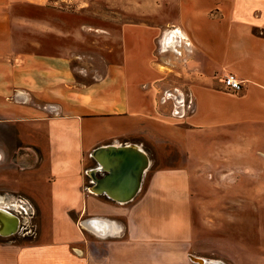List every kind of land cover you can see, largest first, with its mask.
<instances>
[{"label": "crops", "instance_id": "1", "mask_svg": "<svg viewBox=\"0 0 264 264\" xmlns=\"http://www.w3.org/2000/svg\"><path fill=\"white\" fill-rule=\"evenodd\" d=\"M142 3L172 7L178 18L80 23L94 35L110 34L104 72L86 78L71 70L68 22L39 15L49 0H0V189L4 200L20 194L37 212L29 240H0V264H121L122 254L151 255L167 235L190 233L189 185L216 156L223 184L236 173L234 184H254L262 190L254 199L264 203V0ZM170 31L178 44L171 69L191 78L194 109L175 134L188 165L153 170L148 194L127 203L93 194L86 174L96 165L93 148L144 149L154 140L153 88ZM227 73L241 80L239 92L224 89ZM94 221L100 231L85 226ZM164 253L171 263L183 261L182 252Z\"/></svg>", "mask_w": 264, "mask_h": 264}, {"label": "rangeland", "instance_id": "2", "mask_svg": "<svg viewBox=\"0 0 264 264\" xmlns=\"http://www.w3.org/2000/svg\"><path fill=\"white\" fill-rule=\"evenodd\" d=\"M142 1L120 0L116 3L112 0H49V8H41L39 15L44 19L48 16L54 18L55 22H68L71 29L67 52L71 57L72 73L85 74L86 78H90L104 72L108 63L105 54L110 34L99 31L98 35H94L91 31L79 29L80 23H102L108 27L111 22H175V17L178 18V12L172 7L144 5ZM168 36H173L175 41L169 44L166 41ZM175 37L173 31H170L164 39L168 48L164 52L165 66L160 69L164 73L162 80L156 82L153 88L155 109L150 114L157 125L151 126L150 135L154 140L144 143L150 165L144 173L141 188L136 195L138 197L148 194L149 184L144 183L153 170L184 168L188 165L187 154L179 140L176 142L175 134L178 133L179 139L182 122L190 113L189 109L178 105L181 102L186 105L191 78L178 75V69H171L178 63ZM159 128H164L165 132ZM212 160L214 162H204V165L209 164L210 167L202 169V173L193 177L194 184L189 185L191 194L187 202L191 208L188 215L190 233L167 235L160 245L151 243L154 252L146 257L140 252L131 257L120 254L121 258L124 257L121 264H137L135 262L138 260L140 264H196L195 258L204 259L205 264L211 260L220 264H264V248L260 246L261 241H264V203L254 199L262 190H255L254 184H246L247 189L243 184V188H240L239 184H234L237 181L236 173L231 174L232 184H223L222 159L216 156ZM233 166L237 167L238 164ZM6 193L0 189L3 200L7 197ZM19 195L5 198L10 204L5 200L6 205L0 204L12 208L21 216L18 231L10 236H0V240L27 241L37 230L35 207ZM168 251L182 252L183 261L169 262L168 255L164 253Z\"/></svg>", "mask_w": 264, "mask_h": 264}, {"label": "water", "instance_id": "3", "mask_svg": "<svg viewBox=\"0 0 264 264\" xmlns=\"http://www.w3.org/2000/svg\"><path fill=\"white\" fill-rule=\"evenodd\" d=\"M90 157L96 165L86 171L89 192L122 204L136 197L150 165L142 147L132 143L100 145L90 151ZM20 217L12 208L0 205V236L15 234ZM195 259L200 264L204 262L202 258Z\"/></svg>", "mask_w": 264, "mask_h": 264}, {"label": "built area", "instance_id": "4", "mask_svg": "<svg viewBox=\"0 0 264 264\" xmlns=\"http://www.w3.org/2000/svg\"><path fill=\"white\" fill-rule=\"evenodd\" d=\"M223 84H224V89L227 92L230 93H237L242 89V82L239 78H237V76L233 73H227L223 76L222 78ZM188 93H189V97L187 98V102L186 105L182 104L178 105V107H182V108H187L190 110V113L193 111L194 109V103H193V99H192V95L189 89H187Z\"/></svg>", "mask_w": 264, "mask_h": 264}, {"label": "bare ground", "instance_id": "5", "mask_svg": "<svg viewBox=\"0 0 264 264\" xmlns=\"http://www.w3.org/2000/svg\"><path fill=\"white\" fill-rule=\"evenodd\" d=\"M178 32V31H177ZM173 36H168L166 38V41H168V43L170 44L171 42H173L175 39H172ZM0 204H5V201L2 199V197H0ZM6 205V204H5ZM100 222L98 221H94V222H91L90 224L89 223H85V226L93 231H100L101 230V227H100ZM107 227V226H106ZM204 260V259H203ZM203 264H205V261L203 262ZM207 264H220L216 261H210V262H207Z\"/></svg>", "mask_w": 264, "mask_h": 264}, {"label": "flooded vegetation", "instance_id": "6", "mask_svg": "<svg viewBox=\"0 0 264 264\" xmlns=\"http://www.w3.org/2000/svg\"><path fill=\"white\" fill-rule=\"evenodd\" d=\"M196 264H200L199 262H195Z\"/></svg>", "mask_w": 264, "mask_h": 264}]
</instances>
